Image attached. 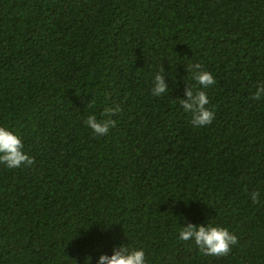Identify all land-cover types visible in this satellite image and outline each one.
<instances>
[{
  "label": "trees",
  "instance_id": "1",
  "mask_svg": "<svg viewBox=\"0 0 264 264\" xmlns=\"http://www.w3.org/2000/svg\"><path fill=\"white\" fill-rule=\"evenodd\" d=\"M260 83L264 0H0V127L35 161L0 164V264H99L122 245L147 264H264ZM188 85L211 125L180 105ZM117 105L107 135L87 126ZM208 223L238 237L228 256L179 239Z\"/></svg>",
  "mask_w": 264,
  "mask_h": 264
},
{
  "label": "clouds",
  "instance_id": "2",
  "mask_svg": "<svg viewBox=\"0 0 264 264\" xmlns=\"http://www.w3.org/2000/svg\"><path fill=\"white\" fill-rule=\"evenodd\" d=\"M188 71L191 72L192 79L197 82V85L203 88H208L216 83L211 72L203 70L200 63L189 65ZM163 72L164 70L161 69V72L155 75L152 89L154 96H160L168 91L169 86L163 79ZM261 93H264V83L258 84L257 91L251 99L260 100L262 97ZM186 97V99H180V105L185 112L191 113V123L196 127L211 125L215 119V112L205 107L209 104L206 92L188 85ZM94 103L95 101H92L89 107ZM120 111L119 105L115 108L108 107L101 113V116L108 117L107 119L98 120L96 115H90L85 122L95 134L107 135L110 127H115L116 125V121L110 117ZM34 163V159L24 152V145L19 135L14 134L5 127H0V164H4L10 169H15L25 164L31 166ZM259 196V192H253L250 199L254 204L259 203ZM179 239L185 242L194 241L201 253L217 257L228 256L232 246L238 242V237L234 233H231L225 227L214 226L213 223H208L206 227H197L192 224L182 227L179 232ZM99 264H147V260L144 250L129 249L122 245L116 248L115 254L111 257L102 255L99 259Z\"/></svg>",
  "mask_w": 264,
  "mask_h": 264
}]
</instances>
